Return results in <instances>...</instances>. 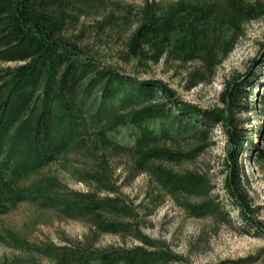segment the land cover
Masks as SVG:
<instances>
[{
    "label": "rangeland",
    "instance_id": "1",
    "mask_svg": "<svg viewBox=\"0 0 264 264\" xmlns=\"http://www.w3.org/2000/svg\"><path fill=\"white\" fill-rule=\"evenodd\" d=\"M243 1L264 7V0ZM44 13L60 20V34L99 66L160 81L178 99L202 108H225L221 93L240 77L248 95L241 102L250 108L233 113L254 143L258 129L264 133V12L242 18L229 0H55ZM147 16L162 31L135 46ZM14 65L0 62V68ZM130 131L121 126L111 135L130 145ZM258 145L264 148V142ZM248 150L245 144L237 160L250 207L251 219H244L224 187L227 147L220 125L204 134L164 136L133 152L86 135L16 184L49 185V195L73 199L87 193L115 199L116 208L99 212L122 226L101 230L87 215L62 211L59 201L3 200L0 264H50L84 244L98 251L141 247L153 264H264V162L256 149ZM6 194L0 188V197Z\"/></svg>",
    "mask_w": 264,
    "mask_h": 264
},
{
    "label": "trees",
    "instance_id": "2",
    "mask_svg": "<svg viewBox=\"0 0 264 264\" xmlns=\"http://www.w3.org/2000/svg\"><path fill=\"white\" fill-rule=\"evenodd\" d=\"M54 1L0 0V62L17 63L0 68V188L8 193L0 197V213L5 205L3 200L11 201L13 197H30L40 204L59 201L62 211L87 215L101 230L116 231L122 225L105 219L99 212L116 208L115 199L89 193L74 199L68 193L49 195V189L53 192L49 185L21 188L16 181L51 163L86 135H99L115 148L133 152L164 136L204 134L220 125L227 147L222 157L224 187L239 216L251 219L246 195L241 190V163L237 160L248 144V152L256 149L257 160L264 162V148L258 145L264 142V133L258 129V140L254 143L233 113L250 108L248 103L241 102L248 95L239 83L240 77L221 93L223 109L202 108L182 101L160 81H139L99 66L86 56L60 34V20L44 13ZM229 1L245 19L257 18L264 12L261 3ZM147 18L134 35L135 46L146 35L162 31L152 23L154 18ZM165 30L168 33L172 28L168 26ZM157 121L159 129L155 126ZM121 126L131 128L132 144L120 143L112 137L111 133ZM145 157L141 156L139 162L143 163ZM184 182L185 185L189 181ZM143 251L141 247L98 251L84 244L50 264L155 263Z\"/></svg>",
    "mask_w": 264,
    "mask_h": 264
}]
</instances>
